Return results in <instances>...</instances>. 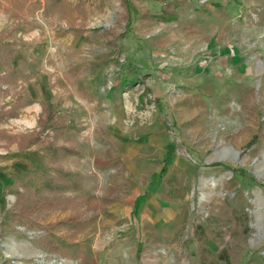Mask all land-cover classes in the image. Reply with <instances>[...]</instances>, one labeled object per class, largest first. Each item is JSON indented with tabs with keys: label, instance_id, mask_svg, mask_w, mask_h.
<instances>
[{
	"label": "rangeland",
	"instance_id": "obj_1",
	"mask_svg": "<svg viewBox=\"0 0 264 264\" xmlns=\"http://www.w3.org/2000/svg\"><path fill=\"white\" fill-rule=\"evenodd\" d=\"M0 264H264V0H0Z\"/></svg>",
	"mask_w": 264,
	"mask_h": 264
},
{
	"label": "trees",
	"instance_id": "obj_2",
	"mask_svg": "<svg viewBox=\"0 0 264 264\" xmlns=\"http://www.w3.org/2000/svg\"><path fill=\"white\" fill-rule=\"evenodd\" d=\"M55 2H57V0H55ZM50 117V118H49ZM48 117V119H46V124L47 127H50L54 132L52 133V140L49 141V143H47V145H45V149L46 151V156L48 155V157L51 158H59L60 154H72V153H76V150L74 149V147H66V146H58L55 144L54 139L57 138L58 136H60L63 132V129L65 127L64 121L62 119V117H58L55 114H51ZM30 169H28L29 171ZM50 167L49 165H46L45 169L43 168L42 171L39 172V168L37 173L31 174V176L25 177L23 175V181L19 180L17 181V184L22 185L23 187H27L30 186V182L34 181L36 178L39 181V185H38V189L36 191H40L42 190H52L53 188H55L58 180L60 179V181L69 176L71 173H69L68 171H63L61 169H58L59 173L57 176H52L50 172ZM43 177V178H41ZM27 184V186H26ZM28 189V188H27ZM15 195L16 196H23L22 193H20L19 189H15Z\"/></svg>",
	"mask_w": 264,
	"mask_h": 264
},
{
	"label": "crops",
	"instance_id": "obj_3",
	"mask_svg": "<svg viewBox=\"0 0 264 264\" xmlns=\"http://www.w3.org/2000/svg\"><path fill=\"white\" fill-rule=\"evenodd\" d=\"M28 154L30 155V153H28ZM28 157H30V156H28ZM14 183H15V181H14ZM14 183H13V184H14Z\"/></svg>",
	"mask_w": 264,
	"mask_h": 264
}]
</instances>
